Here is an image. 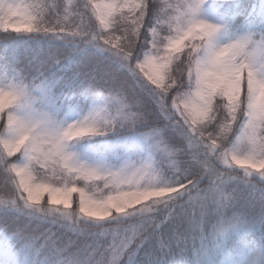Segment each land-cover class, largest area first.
<instances>
[{"label":"snow or ice","instance_id":"obj_1","mask_svg":"<svg viewBox=\"0 0 264 264\" xmlns=\"http://www.w3.org/2000/svg\"><path fill=\"white\" fill-rule=\"evenodd\" d=\"M0 30V264H264V0H0Z\"/></svg>","mask_w":264,"mask_h":264},{"label":"rangeland","instance_id":"obj_2","mask_svg":"<svg viewBox=\"0 0 264 264\" xmlns=\"http://www.w3.org/2000/svg\"><path fill=\"white\" fill-rule=\"evenodd\" d=\"M20 2H22V3H35L36 0H20ZM48 2H49V3H52V2H54V0H48ZM63 2H64L65 4H68V3L70 2V0H63ZM71 2H75V0H71ZM96 2H99V3H101V4H104V3H108V2H110V0H93V3H96ZM132 2H137V3H138L139 0H132ZM164 2H165V5H166V4H174V3H176V0H164ZM163 34H166V33H163ZM1 54H2V53H1ZM237 167H239V166H237ZM3 177H4V176H3ZM3 177H2V180L5 179V178H3ZM33 177H34V182H35V183H41V182H44V181H42V180L40 179V177H39L36 173H33ZM18 180H19V178H16L15 182L9 184V185H10V188H9L10 194H9V195L1 194V195H0V199H8V198L11 196V191H12V189H14V187H15V183H18ZM83 186H84V185H83L82 182L79 183V184L77 185V187H83ZM99 187L102 188L103 185L100 184ZM85 192H86V195H92V194H93V192H92L91 190H89L88 188L85 189ZM95 194H96L97 197H99V195H100V193H99L98 191H97ZM105 195H106V193H105ZM120 234H121V238H122V236H123V232H121ZM112 242H113V239H110V242H109V243L111 244ZM115 242H116L117 244H119V243L121 242V239L115 240ZM107 258H108V257H107Z\"/></svg>","mask_w":264,"mask_h":264},{"label":"trees","instance_id":"obj_3","mask_svg":"<svg viewBox=\"0 0 264 264\" xmlns=\"http://www.w3.org/2000/svg\"><path fill=\"white\" fill-rule=\"evenodd\" d=\"M246 3H256L257 0H245ZM156 3L159 5H165L164 0H156ZM3 34V30H0V35ZM3 53V46L0 45V54ZM3 175H0V195L1 194H6L9 195L10 191V185H6V187H8L7 189L4 187V183H5V179L2 180ZM4 178V177H3ZM74 195V199H78V194H73ZM73 207H76V204H73ZM104 244H105V248H107V246L110 244V239H114L113 235L111 234V232L107 233L105 236L100 238ZM121 239V234H119L118 236L115 237V240ZM105 258L107 259V256H105Z\"/></svg>","mask_w":264,"mask_h":264}]
</instances>
